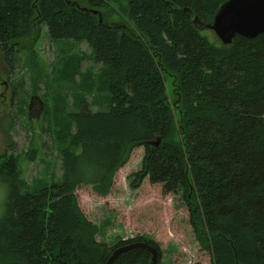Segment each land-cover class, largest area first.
I'll return each instance as SVG.
<instances>
[{
    "label": "trees",
    "instance_id": "16d2710c",
    "mask_svg": "<svg viewBox=\"0 0 264 264\" xmlns=\"http://www.w3.org/2000/svg\"><path fill=\"white\" fill-rule=\"evenodd\" d=\"M81 1L101 9L118 0ZM127 1L128 20L119 25L70 0H0V50L11 68L21 41L47 27L53 41L91 48L111 92L107 112L83 101L69 115L74 132L53 188L29 187L5 156L0 264H107L115 249L140 242L160 259L151 240L114 248L98 241V226L79 206L81 188L110 193L137 147L145 149L137 185L149 177L165 194L184 191L212 264H264V34L230 45L204 35L195 18L210 23L228 0ZM168 72L178 79L175 106L165 93ZM150 260L135 248L115 264Z\"/></svg>",
    "mask_w": 264,
    "mask_h": 264
},
{
    "label": "rangeland",
    "instance_id": "374dc122",
    "mask_svg": "<svg viewBox=\"0 0 264 264\" xmlns=\"http://www.w3.org/2000/svg\"><path fill=\"white\" fill-rule=\"evenodd\" d=\"M127 6V0H118L94 9L102 21L106 14L109 24L120 25L127 23ZM202 33L212 41L217 37L211 30ZM94 60L86 43L53 41L47 27L21 41L13 68L0 50V218L7 201L4 158H15L29 187L51 189L61 180V150L68 148L67 135L74 132L69 115L78 112L83 101L94 112L108 111L110 88L102 79V65ZM163 74L165 93L175 106L178 79L171 72ZM144 157V147H137L116 173L107 196H98L90 187L77 190L81 210L99 228L98 241L114 248L121 241L144 238L158 244L159 264H212L199 240L203 231L198 235L193 227L184 191L165 194L163 185L149 177L137 185Z\"/></svg>",
    "mask_w": 264,
    "mask_h": 264
},
{
    "label": "water",
    "instance_id": "95a60500",
    "mask_svg": "<svg viewBox=\"0 0 264 264\" xmlns=\"http://www.w3.org/2000/svg\"><path fill=\"white\" fill-rule=\"evenodd\" d=\"M93 13L98 14L96 11ZM194 23L201 31L214 32L224 45L232 44L237 36L255 39L264 34V0H228L220 6L210 23H202L198 18H195ZM159 143L160 141L157 145ZM135 248L147 250L151 254L150 264H158L159 251L144 242L118 247L111 254L107 264H115L122 254Z\"/></svg>",
    "mask_w": 264,
    "mask_h": 264
}]
</instances>
